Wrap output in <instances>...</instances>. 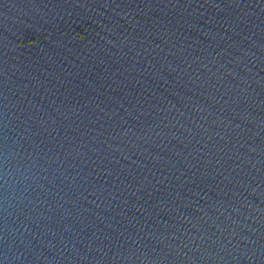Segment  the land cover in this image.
<instances>
[{
  "label": "water",
  "instance_id": "obj_1",
  "mask_svg": "<svg viewBox=\"0 0 264 264\" xmlns=\"http://www.w3.org/2000/svg\"><path fill=\"white\" fill-rule=\"evenodd\" d=\"M0 264H264V0H0Z\"/></svg>",
  "mask_w": 264,
  "mask_h": 264
}]
</instances>
